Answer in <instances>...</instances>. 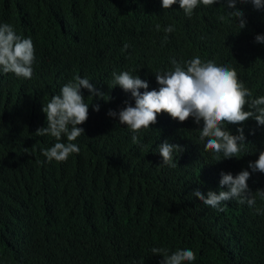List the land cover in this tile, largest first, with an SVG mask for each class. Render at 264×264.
<instances>
[{
	"label": "trees",
	"instance_id": "16d2710c",
	"mask_svg": "<svg viewBox=\"0 0 264 264\" xmlns=\"http://www.w3.org/2000/svg\"><path fill=\"white\" fill-rule=\"evenodd\" d=\"M161 5L162 0H0V24L30 37L35 48L31 79L0 72V264H161L153 247L169 255L191 249L192 264H264V215L235 200L217 211L191 194L218 192L222 171L251 172L249 162L264 151V126L246 121L248 143L239 159L217 162L200 139L202 121L180 123L157 114V123L134 144L118 116L107 115L125 101L135 106L130 93L111 89L113 72L139 75L148 91H158L154 74L173 70L172 59L183 66L196 56L234 68L254 97L264 96V44L255 42L264 35V11L237 3L247 21L240 30L226 0L201 5L191 18L178 2L171 9ZM169 25L175 31L166 34ZM124 43L130 47L122 52ZM77 76L109 100L81 90L90 105L88 120L78 126L85 134L74 141L80 152L48 162L41 150L55 138L34 134L46 126L42 106ZM237 127L228 129L235 135ZM165 140L185 149L174 157L176 168L161 164L158 145ZM247 183L252 192L264 190V174L252 173ZM256 207L264 210L259 197Z\"/></svg>",
	"mask_w": 264,
	"mask_h": 264
},
{
	"label": "clouds",
	"instance_id": "9594fccd",
	"mask_svg": "<svg viewBox=\"0 0 264 264\" xmlns=\"http://www.w3.org/2000/svg\"><path fill=\"white\" fill-rule=\"evenodd\" d=\"M183 10L185 16L191 18L194 10L201 5L213 6L222 0H162V8L171 9L176 3ZM237 3L251 4L254 9L264 11V0H226L231 17L238 20L240 30L245 29L247 21L243 12L236 8ZM157 31L160 25L156 26ZM169 25L164 29L166 34L174 32ZM167 35L165 36V42ZM255 42L264 44V35L257 34ZM130 45L124 43L121 51H126ZM35 63V48L32 39L17 35L13 26L8 23L0 24V72L14 74L17 78L31 79ZM173 70L157 72L155 80L159 90L148 91L149 83L139 75H132L128 71L112 73L113 86H119L125 93H130L135 106L125 101V107L119 110H109V117H117L119 124L126 125L133 133L132 142L139 144V134L150 129L157 123V114L167 113L172 119L180 123L189 118L197 125L203 122L200 129V139L205 141L204 149L213 154L217 162L223 159L237 158L245 149L246 136L244 123L254 120L257 126H264V96L254 97L250 89L238 79L237 72L229 66H219L214 60L203 61L196 56L183 63L172 59ZM82 89H87L90 98L105 100V93L88 78L77 76L61 89L59 94L51 97L49 102L42 106L46 115V126L35 131L36 137L51 136L55 143L50 148L42 149V155L48 162H65L72 154H79L78 137L85 134L83 125L89 118V105L85 103ZM140 89H144L141 92ZM93 111L99 112L100 105L94 104ZM247 107L248 110H245ZM229 125H239L237 134H232ZM254 134V133H250ZM162 163L169 168L178 166L174 157L185 149L179 144L165 140L158 145ZM248 170H242L235 176L232 173L221 172L219 181L220 190H209L205 196L199 189L191 194L199 198L205 206L217 211H223L225 203L235 200L239 204H247L255 209L256 214L264 215V210L256 207L257 197L264 201V190L255 192L249 188L247 181L252 173L264 174V151L259 152L258 159L249 162ZM226 187L227 190H224ZM153 255L163 257L161 264H192L196 254L191 249H178L168 254L164 248L153 247Z\"/></svg>",
	"mask_w": 264,
	"mask_h": 264
},
{
	"label": "bare ground",
	"instance_id": "6f19581e",
	"mask_svg": "<svg viewBox=\"0 0 264 264\" xmlns=\"http://www.w3.org/2000/svg\"><path fill=\"white\" fill-rule=\"evenodd\" d=\"M160 40V39H159ZM186 54V53H185ZM182 55V54H181ZM199 55V54H198ZM205 57V56H204Z\"/></svg>",
	"mask_w": 264,
	"mask_h": 264
}]
</instances>
